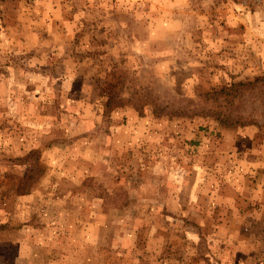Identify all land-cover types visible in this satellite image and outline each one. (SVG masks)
Masks as SVG:
<instances>
[{
    "label": "rangeland",
    "instance_id": "1",
    "mask_svg": "<svg viewBox=\"0 0 264 264\" xmlns=\"http://www.w3.org/2000/svg\"><path fill=\"white\" fill-rule=\"evenodd\" d=\"M263 76L264 0H0V264H264Z\"/></svg>",
    "mask_w": 264,
    "mask_h": 264
},
{
    "label": "trees",
    "instance_id": "2",
    "mask_svg": "<svg viewBox=\"0 0 264 264\" xmlns=\"http://www.w3.org/2000/svg\"><path fill=\"white\" fill-rule=\"evenodd\" d=\"M259 83H261V84L264 83V76L256 78L254 82H245V83L240 82L237 84H232L230 88H234V89L255 88L257 86V84H259ZM225 91H228V89L224 88L220 92L224 93ZM224 125H226V124H224ZM226 126H228V125H226ZM32 177H33L32 175H31V177L29 175L28 179H32Z\"/></svg>",
    "mask_w": 264,
    "mask_h": 264
}]
</instances>
